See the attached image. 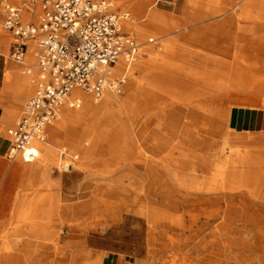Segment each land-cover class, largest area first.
Masks as SVG:
<instances>
[{
	"label": "bare ground",
	"instance_id": "bare-ground-1",
	"mask_svg": "<svg viewBox=\"0 0 264 264\" xmlns=\"http://www.w3.org/2000/svg\"><path fill=\"white\" fill-rule=\"evenodd\" d=\"M158 1L145 0L130 8L134 17L124 22L125 31L140 39L156 37L172 55L186 54L184 63L175 65L167 60L164 65L172 73L202 85L209 95L234 93L233 106L264 108V82L231 66V59L236 58L231 56L241 44L238 36L229 46L230 56L222 50L200 49L208 31H220L229 10L242 2L256 3L259 14L252 16L246 11V16L257 20L264 15V0H226L225 4V0H186L179 17L158 10ZM23 18L31 19L27 11ZM179 36L189 37L199 50L178 47L174 40ZM152 37L147 43L155 40ZM139 44L133 63L120 58L112 67L110 79L122 81V94V89H109L101 103L88 92L74 90L72 96L80 98L82 109L65 105L58 119L47 122L44 141L37 142L38 159L44 158V162L35 163L37 159L27 163L21 155L16 160L26 164L29 174H51L54 171L50 168L58 163L57 145L61 137H67L71 147L82 155V162L78 166L74 162L67 172L78 170L94 179V212L106 217H118L124 211L141 216L149 226L150 246L162 240L160 246L168 247L166 234L171 233L176 252L193 262L206 258L211 264H264V132L237 133L229 126L233 106L217 112L224 123L221 127L214 122L209 100L194 101H198L194 107L203 113L185 111L178 97L157 103L160 99L155 96L175 95L176 89L165 80L173 77L154 69L160 66V47ZM38 49L36 42H30L22 63L35 66ZM135 72H146L144 84L136 81ZM23 82L30 90L28 80L24 78ZM104 119L110 121L111 129L101 126ZM72 125L82 126L78 137L68 136ZM225 129L233 136L223 137ZM109 133L110 140L106 136ZM95 154L102 165L97 170L88 162ZM122 169L129 173L121 175ZM123 177L130 178L131 183L123 185ZM133 182L138 185L133 187ZM69 236L71 241L79 240L76 233ZM57 239L51 240L55 243ZM1 240L0 264H14L10 226L0 228ZM141 264H152L151 258Z\"/></svg>",
	"mask_w": 264,
	"mask_h": 264
},
{
	"label": "crops",
	"instance_id": "crops-1",
	"mask_svg": "<svg viewBox=\"0 0 264 264\" xmlns=\"http://www.w3.org/2000/svg\"><path fill=\"white\" fill-rule=\"evenodd\" d=\"M153 42L150 39L149 43ZM12 51V43L0 39V228L10 226L12 261L14 264L144 263L148 252L145 219L124 211L118 217L102 216L100 221L101 214L94 212L92 205L97 191L92 177L74 171L29 174L25 163L10 158L12 144L8 130L29 93L21 74L22 67L27 65L13 60ZM229 126L245 135L263 133L264 108L233 106ZM71 233H76L79 240L71 241ZM20 238L23 241H18ZM52 238L58 239L53 243ZM3 246L1 240L0 247Z\"/></svg>",
	"mask_w": 264,
	"mask_h": 264
},
{
	"label": "built area",
	"instance_id": "built-area-1",
	"mask_svg": "<svg viewBox=\"0 0 264 264\" xmlns=\"http://www.w3.org/2000/svg\"><path fill=\"white\" fill-rule=\"evenodd\" d=\"M0 14L2 29L13 38V60H25L30 42L39 47L35 94L8 130L10 158L21 155L31 163L38 159L37 142L44 141L47 122L58 119L65 105L81 107L80 98L72 96L74 90L88 92L96 102L109 89L120 92L122 81L110 79L112 67L120 58L133 63L140 44L125 31L130 15L115 12L107 0H0ZM60 156L63 171H70L77 156L66 159V150Z\"/></svg>",
	"mask_w": 264,
	"mask_h": 264
},
{
	"label": "rangeland",
	"instance_id": "rangeland-1",
	"mask_svg": "<svg viewBox=\"0 0 264 264\" xmlns=\"http://www.w3.org/2000/svg\"><path fill=\"white\" fill-rule=\"evenodd\" d=\"M95 1H101V0H95ZM107 1L113 3L115 12L119 14L128 13L130 15L129 19L134 17L133 13L130 11V8L145 2V0H107ZM185 1L186 0H159L156 8L158 10L172 14L175 17H179L183 13L180 7L183 5ZM225 3L228 2L225 0L224 4ZM230 8L231 7H229L228 10ZM259 9L260 6H258L256 3L242 2V5L240 7H237L231 11L229 10V12L224 16L225 22L222 28L220 29V31H208L206 33L207 36L205 38L206 41H202L204 43V46L201 47L200 49L205 51L222 50L223 52L227 53L226 56H230L232 54H229L230 53L229 46L235 43L234 39L236 36H238L240 38L241 44L239 48L236 49L235 56L234 55L231 56L232 58L236 57L235 59H231V66L239 67L243 71L248 72V74L252 76V78L264 82V15L257 20L246 16V11H248L252 16H257L259 14L258 13ZM190 11L195 12L194 9H191ZM1 21L2 19L0 16V39L6 40L8 41L9 44H11L13 42V38L11 34L2 30ZM128 33L131 34L130 32ZM131 35L137 40L138 43L145 44L146 46L149 47H154L155 49L160 47V49H162L161 51L162 54L158 56L157 59V62L160 66L159 67L156 66L157 68L154 69L156 72H158V74L159 73L162 75L169 74L170 77H173V78L166 77L165 80L167 81L166 82L167 84H170L171 86H173V88L176 89L175 95L173 97L160 96V95L155 96L154 98L160 99L156 101L157 103H161L162 101L164 102L169 101L170 98L178 97L182 100L180 105L182 106L183 109H185V111L191 110L192 113L194 112L203 113L204 112L203 110L196 109L194 107V104L198 103V101L197 102L194 101L199 100L205 103V100H209L208 103L211 105V109L215 114L214 122L219 126L224 127V123L217 116L218 114L217 112H219V110H226L233 106L234 93H226L223 94L222 96L209 95L208 92L205 91L206 88H204L202 85L196 84L192 82L189 78H186L182 75H177L172 73L170 69L164 65V63L167 60L168 63H174L175 65L182 64L184 63V61H187L186 54L177 53L176 55L174 54L172 55L171 53L166 51L164 44H162V42L160 43V41L157 40L156 37H152L151 35H147V37H145L144 39H140L134 34ZM150 37L155 38V42L147 43ZM173 39L170 38V40ZM174 42L177 44L178 47L185 48L189 51L199 50L198 48L195 49L196 47L194 46L195 42L190 40V38L187 36H179L174 40ZM238 58H239V62H237ZM188 68L189 67H186V70H188ZM29 70L32 71V74L27 73ZM38 73H39V69L37 67V61L35 62V66L27 65L25 67H22L21 74H24V78L28 80L30 90L22 108L18 112L16 121L12 127L16 126L26 105L35 94L36 84L34 83V79L37 77ZM145 74L146 72H144V74L135 72L134 78L138 83L144 84L146 80ZM121 89H122L121 92L122 94L124 92V84L121 86ZM80 109H82V107ZM101 126L109 129L112 128L110 121L107 119L101 121ZM71 129H72L70 130L71 132L68 134V136L70 137H74V136L78 137L82 132L81 125H72ZM71 133L73 134V136ZM106 136L108 137V139L112 138L110 133ZM222 136L232 137L233 135L230 131H227V129H225L223 131ZM107 137L103 138V140L106 141ZM86 147L87 145L85 147L82 146V148H86ZM57 148L58 149H57L56 161L59 164L55 163L50 168L51 172L54 171L55 173H64L63 169L60 168L61 167L60 155L63 150H66L68 153L66 159H70L75 154L79 156V160L75 161V163L77 162L76 164L77 166L82 162L81 153L71 147V144L69 143L67 137L66 138L61 137V140L59 141ZM97 150L98 149H96V151ZM99 160H100L99 157L95 154V156L91 157L90 161H88L93 170H97V168L100 167L101 164H99ZM105 160L107 162L112 161L111 159L107 160V158H105ZM39 162L40 163L44 162V158H39L35 163H39ZM73 173H81V172H79L78 170H74ZM127 173L129 172L122 169L120 174L124 175ZM122 179H123L122 181L123 185H128L131 183V180L128 177H123ZM132 185L133 187H135L138 185V183L133 182ZM110 206H112V204ZM111 208H113V206ZM101 217L102 214L100 215V221H101ZM147 228H148V236H149L150 230L148 225ZM166 237L169 239L170 242V245H168V247L166 248H162L160 246L162 240L157 241L156 245L153 246H150L148 243V252L146 259L148 260L151 258L152 264H211L209 260L206 258L200 259L199 262H193L192 258L190 257L188 258L186 256L180 255L178 252H176L175 248L172 246L173 243H171L174 242L175 239L174 235H172L171 233H167ZM5 240L6 239H4V241ZM151 249H155V251L151 253L152 252V251L150 252ZM184 249L185 251H187L185 247ZM216 259L217 257L212 258V260H216Z\"/></svg>",
	"mask_w": 264,
	"mask_h": 264
}]
</instances>
